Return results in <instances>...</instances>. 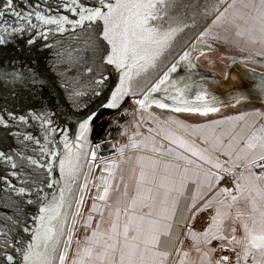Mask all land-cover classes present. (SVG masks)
<instances>
[{"label": "snow or ice", "instance_id": "6c2138e0", "mask_svg": "<svg viewBox=\"0 0 264 264\" xmlns=\"http://www.w3.org/2000/svg\"><path fill=\"white\" fill-rule=\"evenodd\" d=\"M216 44L246 53L228 57L224 76L239 59L249 77L227 101L198 63ZM249 63H264V0H0V264H264V73ZM241 102L249 111L201 124L152 111ZM96 105L127 140L108 141L90 179L105 143L91 139Z\"/></svg>", "mask_w": 264, "mask_h": 264}, {"label": "crops", "instance_id": "0c3cea01", "mask_svg": "<svg viewBox=\"0 0 264 264\" xmlns=\"http://www.w3.org/2000/svg\"><path fill=\"white\" fill-rule=\"evenodd\" d=\"M233 49H235L236 51H239L236 48H233ZM212 52H214V51H211L209 53V54H211L210 58L208 57L209 54L208 55L206 54V56L209 59H208L207 62H205V65H207L208 67L213 68L216 71H219L220 68H221V70H223L224 67H225V62L223 60L218 59L217 52L215 53V55H216L215 58L217 60L212 59V54H214ZM257 59H260V58L258 57ZM209 61H211V63H209ZM238 64H242V63L239 62ZM243 67H245V66L243 65ZM248 67L256 68V69L264 72V63H249ZM152 111L155 112L157 115H159L161 118H167L169 115H172V116H178L179 119L184 120L188 124H201V123H204L206 120L222 119V118L229 117V116H236L237 114H239L241 112H247V111H249V105L247 103H245V102H241L239 105L227 106V107H224V108H220L217 113H210V114H208L207 117H202V116H199L198 114H187V113L174 114V113L169 112L168 110H159V109H156L155 107H153ZM131 122L128 124L129 126L131 125ZM145 123L148 125V127H152L153 126L151 121H145ZM141 131L146 132V129L142 127ZM126 140H127V137L124 136V138L121 141H117L116 144L117 145L123 144V143L126 142ZM166 144H167V142H165V146H166ZM107 158H110V156H108ZM121 166L124 169V173L123 174H124L125 178H127V176L130 173L131 168L133 167V161H128L127 160V153H126L125 162ZM253 170L254 171H259V169H257V168H254ZM98 174H99V166H98L97 171L95 172L94 176H96ZM229 181H230V178L222 186L231 187V183ZM93 183H94V181H93ZM121 191H122V187H121ZM92 193H93V188H92V190H91V192L89 194L88 200H87L86 205H85V209H84V213H83V216H85V217L88 215V208L91 207ZM117 199H121V194H120V192L113 191L112 194H111L112 202L114 203ZM241 207H243V206H241ZM104 215H105V219H107V211H105ZM207 215L208 214H205L204 216H201L197 220L194 221V225H195L196 230H202V227L204 225H206ZM96 218H99V217H98V215L94 214V219H96ZM93 226H95V225L93 224ZM174 234H175V229H174ZM84 235H85V230L83 228V224H82V221H81V224H80V226H79V228H78V230L76 232L75 243L72 244V251H70V254L68 255V260L69 261L71 260L72 252L76 248L77 239L82 240ZM175 243L177 245L180 244V240L177 239L175 241ZM219 243H220L219 241H213L212 244H211V247L216 248ZM191 245H192V241L190 239L185 238L184 242H183L182 250L183 251H190L191 256L193 258H195L196 257V253L194 251H191ZM221 255H229V256H233L234 257V253L218 250L215 254H213V260L217 259Z\"/></svg>", "mask_w": 264, "mask_h": 264}, {"label": "water", "instance_id": "95a60500", "mask_svg": "<svg viewBox=\"0 0 264 264\" xmlns=\"http://www.w3.org/2000/svg\"><path fill=\"white\" fill-rule=\"evenodd\" d=\"M209 22H210V20H209ZM204 26H206V25H204ZM200 30H203V29H200ZM196 35H198V32L192 34L191 39H195ZM190 42H191V40H189V43ZM242 55H246V54L240 53V55L234 56V57L239 58ZM223 61L225 62V66H226L229 63L228 57H226ZM239 62H240L239 59H237V62L234 65L229 66L227 68V76H224L225 67L222 71L219 72V71L214 70L211 67H208L207 65H205V63L199 62V60H198V63L200 64V66L203 69H209V70L216 73L215 81L210 82L207 85V87L213 94L221 97L225 101H227L228 93L230 90H239V89H242V88H245L248 86V80L246 79V77H249V72L247 71V69L245 67H243L242 64H238ZM249 68H251V67H249ZM253 69H255L257 72L264 73L263 71H260L256 68H253ZM241 73H243V75H241ZM228 106H234V104H228ZM220 108H224V107H220ZM95 110L98 113V115L95 119H97L100 115H102L105 112H111L112 111V110L101 109L99 107V105L95 106ZM91 134H92V132H91ZM113 152H115V149L111 147V144L108 141H105V143L102 145L100 153L98 154V157H97V167L95 169H93L92 177H90V179H92L94 177V174L97 171V168L99 166V155H103L105 158H107L108 156H111V153H113ZM91 190H92V188L90 187L84 193V203L81 206L82 213H84L85 205H86V202L88 200V197H89ZM81 221H82V218L77 217V224H76V227L73 231L72 243L68 249V255L70 254V251H72V244L75 243L76 232H77V230L81 224ZM65 234L67 235V232H65Z\"/></svg>", "mask_w": 264, "mask_h": 264}, {"label": "built area", "instance_id": "2783aa9c", "mask_svg": "<svg viewBox=\"0 0 264 264\" xmlns=\"http://www.w3.org/2000/svg\"><path fill=\"white\" fill-rule=\"evenodd\" d=\"M123 108H127L129 113L133 112V107L130 105V103L128 101H125L123 104ZM111 116L106 124L105 130L103 131V133L99 136H95L92 137V142L95 143L101 139H104L105 141H111V142H116L119 139H123L124 137L118 135L122 129L119 127H110V124L112 122V119L117 115V113L115 111H111ZM132 115H126V116H122L117 123L118 124H129L132 120H133Z\"/></svg>", "mask_w": 264, "mask_h": 264}, {"label": "rangeland", "instance_id": "374dc122", "mask_svg": "<svg viewBox=\"0 0 264 264\" xmlns=\"http://www.w3.org/2000/svg\"><path fill=\"white\" fill-rule=\"evenodd\" d=\"M211 22V21H210ZM209 22V23H210ZM207 26V25H206ZM205 26V27H206ZM214 52H212V53H214V54H212V59H214V60H217L215 57H216V55H215V53L217 52V57H218V59H220V60H224L226 57H229V56H238V55H240V51H236L235 49H233L232 47H228V46H225V45H222V44H216V45H214V50H213ZM209 53H207V55H208ZM210 56H211V54H209L208 55V57L210 58ZM207 56L206 57H202L200 60H199V62H201V63H205V62H207L208 61V58ZM220 63V62H219ZM221 64V63H220ZM220 71H222L221 70V68H220V70H219V72ZM110 116H111V113L109 112V115H108V117H107V122H108V120H109V118H110ZM133 119H134V117H133ZM122 139H119L118 141H121ZM117 142V141H116ZM116 142H112V143H116Z\"/></svg>", "mask_w": 264, "mask_h": 264}, {"label": "trees", "instance_id": "16d2710c", "mask_svg": "<svg viewBox=\"0 0 264 264\" xmlns=\"http://www.w3.org/2000/svg\"><path fill=\"white\" fill-rule=\"evenodd\" d=\"M109 115V112H105L102 115H100L97 119L93 121L92 124V137L99 136L103 133L105 130L106 124H107V117Z\"/></svg>", "mask_w": 264, "mask_h": 264}, {"label": "flooded vegetation", "instance_id": "af4514ba", "mask_svg": "<svg viewBox=\"0 0 264 264\" xmlns=\"http://www.w3.org/2000/svg\"><path fill=\"white\" fill-rule=\"evenodd\" d=\"M201 58H202V57H201ZM201 58H200V59H201ZM200 59H199V60H200Z\"/></svg>", "mask_w": 264, "mask_h": 264}]
</instances>
